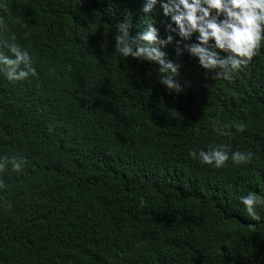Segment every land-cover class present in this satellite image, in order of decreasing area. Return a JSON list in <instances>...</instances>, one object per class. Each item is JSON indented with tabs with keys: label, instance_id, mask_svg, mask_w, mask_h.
Returning <instances> with one entry per match:
<instances>
[{
	"label": "trees",
	"instance_id": "obj_1",
	"mask_svg": "<svg viewBox=\"0 0 264 264\" xmlns=\"http://www.w3.org/2000/svg\"><path fill=\"white\" fill-rule=\"evenodd\" d=\"M143 2L0 0L4 39L37 70L0 75V157L24 161L0 171V264H264V219L239 203L264 198V43L230 81L167 45L182 86L169 91L158 64L115 52L126 18L132 35L144 22L168 34ZM220 144L253 159L216 169L189 155Z\"/></svg>",
	"mask_w": 264,
	"mask_h": 264
},
{
	"label": "clouds",
	"instance_id": "obj_2",
	"mask_svg": "<svg viewBox=\"0 0 264 264\" xmlns=\"http://www.w3.org/2000/svg\"><path fill=\"white\" fill-rule=\"evenodd\" d=\"M157 4L163 15L170 18L165 25L168 34L162 38L155 23L144 22L143 27L132 35V24L126 18L115 25V52L122 58L132 57L140 62L147 60L158 64V80L169 91L179 93L182 86L176 79L181 65L166 58L163 49L167 45L174 42L177 56L186 50L197 58L198 64L213 79L230 81L234 73L242 71L257 55L264 43V0H144L143 16L151 15ZM8 29V22L0 15V75L13 82L36 76L35 58L29 51L18 45L14 36L11 41L4 39ZM193 35L195 41L190 42ZM177 36L179 39H175ZM3 49H7L10 55ZM234 127L240 132L245 130L244 125ZM229 128L227 124L213 123V129L220 135H229L225 131ZM189 155L201 165L216 169L224 167L229 159L237 165L253 159L250 151H232L230 156L224 144L208 150H190ZM5 161L10 162L15 171H20L24 163L15 156L0 157V171L5 168ZM239 203L249 219L256 222L264 219L260 214L264 212V198L260 195L253 192L241 195Z\"/></svg>",
	"mask_w": 264,
	"mask_h": 264
}]
</instances>
